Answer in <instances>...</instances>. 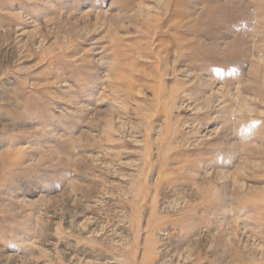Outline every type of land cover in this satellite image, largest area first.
<instances>
[{
	"label": "rangeland",
	"instance_id": "374dc122",
	"mask_svg": "<svg viewBox=\"0 0 264 264\" xmlns=\"http://www.w3.org/2000/svg\"><path fill=\"white\" fill-rule=\"evenodd\" d=\"M0 264H264V0H0Z\"/></svg>",
	"mask_w": 264,
	"mask_h": 264
}]
</instances>
